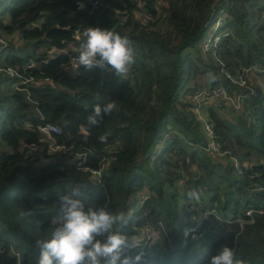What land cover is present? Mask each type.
Segmentation results:
<instances>
[{
  "label": "trees",
  "instance_id": "trees-1",
  "mask_svg": "<svg viewBox=\"0 0 264 264\" xmlns=\"http://www.w3.org/2000/svg\"><path fill=\"white\" fill-rule=\"evenodd\" d=\"M89 27L132 42L126 75L74 66ZM263 27L264 0H0V264H36L74 187L86 210L124 213L129 238L152 237L141 264H208L221 246L264 264V213L234 222L264 199ZM220 87L228 100L192 101ZM45 123L67 153L33 157ZM81 155L105 164L100 183ZM202 213V237L184 240Z\"/></svg>",
  "mask_w": 264,
  "mask_h": 264
},
{
  "label": "clouds",
  "instance_id": "clouds-1",
  "mask_svg": "<svg viewBox=\"0 0 264 264\" xmlns=\"http://www.w3.org/2000/svg\"><path fill=\"white\" fill-rule=\"evenodd\" d=\"M131 44L128 38L118 33L89 27L77 62L88 71L111 69L115 75L123 76L136 60V51ZM116 110L118 106L114 101L103 107L96 105L87 117V123L97 126L103 116ZM98 141L106 143L107 137L100 136ZM190 196L198 198L194 192ZM83 197V190L74 187L69 195L60 198L58 226L49 238L35 241L39 250L36 264H141L146 253L127 254L141 244L123 233V226L127 223L125 214H114L103 207L86 210ZM208 264L244 262L236 258L233 248L221 246Z\"/></svg>",
  "mask_w": 264,
  "mask_h": 264
},
{
  "label": "built area",
  "instance_id": "built-area-1",
  "mask_svg": "<svg viewBox=\"0 0 264 264\" xmlns=\"http://www.w3.org/2000/svg\"><path fill=\"white\" fill-rule=\"evenodd\" d=\"M218 22L216 23V28H217ZM75 61H77L76 58L74 60V64H75L74 66L77 67L78 62H75ZM213 98H221L222 100H228L224 90L220 87L217 90H215L212 95H210L207 92H201L197 96L193 97L192 101L198 105L199 109H201L204 105L203 103L207 104ZM198 117H199V120H201L203 123L205 133L209 136L211 140L208 144L207 150L212 153H215L218 156L223 155L224 153L221 149L220 144L214 141L213 139V129H212L211 124L207 122L205 119V112H201L199 110ZM39 130H40L39 133L41 135L39 142L37 144H32L28 147V150L34 155L33 156L34 158L38 156L40 149H44L41 147V145L45 147L46 149L45 151L48 154H53V153H58V152L65 154L69 151V149L65 145L60 144L55 138H53L54 135L62 134L61 130L58 127L45 123L44 125L40 126ZM79 158H82V159L80 161H77ZM85 162H86V155L77 156L73 160V163L77 164L78 166L77 169L79 171L84 172V173L89 172L90 181L100 183L102 179V172L105 168V164L104 163L100 164V166L97 169H88L82 166ZM258 190L264 191V189L261 187L258 188ZM254 213L259 214V215L264 213V199L261 201L257 209L246 210L243 213L242 217L235 219L234 222L239 225L240 229H242L244 225L254 223V217H253ZM207 215H208L207 213H202L200 217L196 219L195 224L185 229L184 236H183L184 240L199 239L202 237L203 231H201V227L203 224V220L206 218ZM151 238L152 237L149 236V234L144 235L140 239L130 238L134 242L139 243L141 245L137 249L129 250L127 254H131V253L136 254L137 252H140V251H143V253L145 254L147 249L151 245L150 244L152 241Z\"/></svg>",
  "mask_w": 264,
  "mask_h": 264
},
{
  "label": "rangeland",
  "instance_id": "rangeland-1",
  "mask_svg": "<svg viewBox=\"0 0 264 264\" xmlns=\"http://www.w3.org/2000/svg\"><path fill=\"white\" fill-rule=\"evenodd\" d=\"M262 27V26H261ZM264 28V27H263ZM204 112H206V111H204Z\"/></svg>",
  "mask_w": 264,
  "mask_h": 264
}]
</instances>
